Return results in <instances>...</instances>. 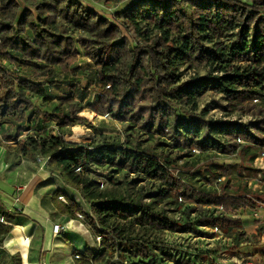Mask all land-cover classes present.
<instances>
[{"label": "trees", "instance_id": "1", "mask_svg": "<svg viewBox=\"0 0 264 264\" xmlns=\"http://www.w3.org/2000/svg\"><path fill=\"white\" fill-rule=\"evenodd\" d=\"M114 21L79 0H0V92L13 88L0 99V125H19L3 133L7 141L16 143L7 148V157L13 154L15 164L20 156L35 161L48 159L47 165L58 171L90 207L89 214L70 195L69 188L58 190L52 198L60 214L84 220L101 239L99 248L75 251L76 264H125L115 254L127 250L133 257L147 260L146 264H162L157 250L127 240L121 229L111 225L113 218L143 229L177 232L186 228L196 231V226H201L222 234L233 231L240 237L241 221L232 215L256 210L257 202L232 200L229 180L221 194L211 193L194 188L172 169L182 158L197 157L196 151L207 156L244 153L254 162L258 155L249 153L252 146L264 149V106L253 103L264 101V0H136L116 13ZM150 27L157 33L144 32ZM229 37L234 39L225 49L215 46ZM78 46L96 66L98 81L104 85L88 109L123 123V143L91 148L67 142L60 132L39 134L52 122L59 129L95 127L79 116L83 106L73 91L50 113L34 102L38 98L42 106L50 104L49 88L28 79L9 82L11 72L4 63L16 65L18 72L32 68L38 77L53 78L54 66L67 70L77 61L81 54ZM183 65L213 66V72L220 75L209 73L182 82L178 71ZM72 69L74 74L81 72ZM201 91L222 96L230 113L252 117V131L248 123L179 117L176 109L189 114ZM24 131L29 134L20 140ZM142 135L155 144L144 146ZM93 167L109 170L112 184H117L121 174L135 175L132 184L148 182L152 190L145 194L141 188L136 200L108 197L98 191L97 181L88 175L94 174ZM228 173L226 167L214 163L197 172L210 183L212 175L219 179ZM244 184L247 188V182ZM184 204H188L183 211L184 225L154 208L171 205L181 209ZM191 214L196 215L195 221ZM18 216L22 212L10 211L0 201V217L7 221ZM12 230L11 225L0 221V247ZM10 264H22L20 255H12ZM180 264L198 263L184 259Z\"/></svg>", "mask_w": 264, "mask_h": 264}, {"label": "rangeland", "instance_id": "2", "mask_svg": "<svg viewBox=\"0 0 264 264\" xmlns=\"http://www.w3.org/2000/svg\"><path fill=\"white\" fill-rule=\"evenodd\" d=\"M79 1L86 7L97 11L103 17L115 23L114 15L126 9L136 0ZM2 14L4 13L2 12ZM143 30L144 32L152 31L155 34L157 33L152 27ZM233 39V37L223 38L217 41L215 46L217 48L222 47L225 49ZM78 48L81 54H79L77 61H75L71 67L66 68L67 70L58 65L54 66L55 77L53 78L50 76L38 77L37 73L32 68H22L21 72H18L16 65H10L6 62L4 63V67L11 72L9 82L11 81L10 83L13 84L15 80L19 81L28 79L36 84H43L51 89L49 93H51L53 97H56V99L52 100L50 104L42 106L43 101L34 98L35 104L43 107L42 111L50 113H54L56 111L55 107L60 104V101L69 97L73 91L75 100L83 106V111L79 116L88 120L95 127L94 129H90L83 126H77L74 128L59 129L57 124L52 122L47 124L48 128L45 131H41L39 134L45 136L47 130L52 131L54 134L60 132L61 134H64L67 142L81 144L91 148L101 145L123 143L125 140V125L123 123L116 121L109 116L98 115L88 109L90 104L95 103L103 90L104 85L98 81L96 76V66L90 59L84 56L83 48H80L79 46ZM72 67L78 68L79 70L81 69V72L79 74H74ZM213 70V66L189 67L183 65L178 73L182 82H186L194 78L205 77L209 73L214 76L220 75L219 72H213ZM12 89V86H9L7 89L1 90L0 99L5 97ZM253 103L255 102L253 101ZM257 103L264 106V101H257ZM189 111V114H185L182 112L181 108L176 109L179 117L184 120H192L193 117L203 116L205 119L225 124L248 123L250 131H252V117L242 116L238 113H230L227 110V101H225L222 96L211 92L205 93L204 91H201L197 94L195 105H192ZM37 130L40 131L39 128ZM28 134V131L25 132V134L20 137V140L25 139ZM141 141H143L144 146H152L155 144V141H148L143 135L141 136ZM241 144H247V142L242 141ZM159 150L169 151L165 148H159ZM262 152H264V149L259 150L254 146H252L249 151V153H255L256 155H259ZM196 155L197 157L195 158L186 157L178 160L175 167L172 169L173 173L194 188L203 189L204 191L211 193L221 194L222 187L225 186L229 180V189L232 192L230 196L232 200L253 199L257 202L258 207L256 210H241L232 215L241 221L238 229V232L242 234L240 237L233 231H230L228 234H222L219 230L201 226H196V231L186 228L185 230L177 232L171 230L143 229L118 218H113L110 222L111 225L121 229L127 240H136L157 250L159 253L158 260L162 264H180L184 259L198 264H209L210 262L217 264H264V177L263 179H259L258 173L260 171L257 169L258 165L255 164V161H251V156H247L244 153L232 156L211 153L207 156L199 155V152L196 151ZM175 156L176 153H174L173 157ZM41 158L42 157H40V159ZM8 163L12 165L15 164L13 163V159H9ZM40 163L47 165V161H41ZM213 163L226 167L229 173L219 179L212 175L210 177V183L202 176H199L197 172L204 171ZM93 169L94 174L88 175L97 181L98 191L108 197L118 199L126 196L127 198L130 197L131 199L136 200L140 195L139 190H141V188H144L143 191L145 194L152 190V185L148 182L132 184L131 182L137 179L135 175L127 176L126 174H121L117 178V184H112L108 181V176L110 174L109 170L99 167H93ZM49 170L57 180H55L53 191L59 189L60 191L65 192L66 188H69V190H71L69 191L70 195L75 197L82 205L83 209L90 214V207L84 201L80 200L81 196L78 191L67 186L58 171L53 170L50 167ZM243 182H247V188ZM17 185H21L20 182L15 184L16 192L10 200L7 199L8 203H6L9 205L10 210L20 211L28 215L29 212L20 200V187H17ZM67 195L70 196L69 194ZM151 201L152 200L147 199V202ZM186 205L188 204H184L181 209L171 205H160L159 207L155 206L154 208L156 211L162 212L169 220L184 225L186 224V220L183 211L185 210ZM33 217L38 220L40 219L35 216ZM55 217L58 218V214H55ZM195 217V214H191L192 220H194ZM31 219L33 218L31 217ZM0 220L6 222L2 217H0ZM65 222H62L63 225ZM7 223L16 225L18 224V221L7 220ZM26 223L27 221H23L22 224ZM63 228L64 235L61 234V238H59L63 243V247L54 246L52 247V250H46L43 254L40 253L39 255L37 253L36 255L35 252H38L39 247H35L33 244L30 249L31 257H35L36 260L38 259L44 262L46 259L45 257L49 255V264H76L74 260L75 251L83 253L87 248H99L101 244V239L93 233L89 224L84 220H75V222L69 223L68 227L64 225ZM213 234H217V236L214 237ZM53 248L56 250H53ZM3 254L7 255L4 251ZM56 254H58V256H55ZM115 258L124 260L125 264H146L147 261H142L133 257L128 250L117 252ZM6 259L7 257L1 260L0 264H7ZM57 260L59 262L55 263L54 261ZM102 264L107 263L104 262Z\"/></svg>", "mask_w": 264, "mask_h": 264}, {"label": "crops", "instance_id": "3", "mask_svg": "<svg viewBox=\"0 0 264 264\" xmlns=\"http://www.w3.org/2000/svg\"><path fill=\"white\" fill-rule=\"evenodd\" d=\"M50 91L51 89H48V94L53 100L56 99L49 93ZM18 126L0 125V201L9 210L7 199L10 200L14 196L16 192L15 184L20 182L21 185H17V187H20L19 197L29 213L28 215L22 213V216L16 217L14 219V221H18L16 225L9 224L6 221V224L11 225L13 230L6 237L4 247H0V261L7 257V264H10L11 256L18 254L22 259V264H49V255L45 257L46 259L44 258V262L31 257V245L34 244L35 247H39L38 252H35L36 255L37 253L39 255L40 253L43 254L46 250H52L54 246L63 247V243L59 239L61 235L55 236L53 234V225L60 224L68 227L69 223L75 222L76 219L60 214L53 204V195L59 189L53 191L56 179L47 165L24 156L18 157L19 162L17 164L8 163L7 158L12 159L14 155L11 154L10 157H7V148L9 146L15 147L16 143L7 141L3 133L8 130L14 131ZM22 127L25 130L27 126L23 125ZM49 131L48 133H50ZM25 132L27 131H24L23 134ZM55 214H58L59 217L56 218ZM76 215L79 216V214ZM33 216L40 219H35ZM31 217L35 220L31 219ZM23 221H27V223L22 224ZM63 221H66L64 225ZM53 250L56 249L53 248ZM3 251L7 255L3 254ZM55 256H58V254ZM54 262L58 263L59 261Z\"/></svg>", "mask_w": 264, "mask_h": 264}, {"label": "built area", "instance_id": "4", "mask_svg": "<svg viewBox=\"0 0 264 264\" xmlns=\"http://www.w3.org/2000/svg\"><path fill=\"white\" fill-rule=\"evenodd\" d=\"M254 102H257V100H254ZM38 161L39 162H41V161L46 162V161H48V159H46V158H41L40 159L39 158ZM255 164L258 165L257 169L260 171L258 173L259 179H263V177H264V152H262L261 154L258 155V157L255 159ZM10 211H12V210H10ZM79 218H81L80 215H79ZM0 221L4 222L3 220H0ZM63 233H64V228H63L62 225H60V224H54L53 225V234L55 236H59V235H61Z\"/></svg>", "mask_w": 264, "mask_h": 264}]
</instances>
